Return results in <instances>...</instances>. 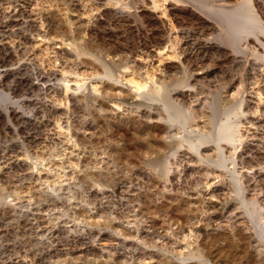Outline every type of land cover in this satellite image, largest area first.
I'll list each match as a JSON object with an SVG mask.
<instances>
[{
    "label": "rangeland",
    "instance_id": "rangeland-1",
    "mask_svg": "<svg viewBox=\"0 0 264 264\" xmlns=\"http://www.w3.org/2000/svg\"><path fill=\"white\" fill-rule=\"evenodd\" d=\"M0 264H264V0H0Z\"/></svg>",
    "mask_w": 264,
    "mask_h": 264
},
{
    "label": "bare ground",
    "instance_id": "bare-ground-1",
    "mask_svg": "<svg viewBox=\"0 0 264 264\" xmlns=\"http://www.w3.org/2000/svg\"><path fill=\"white\" fill-rule=\"evenodd\" d=\"M254 20L253 16H248L247 17V20H246V23L245 25L243 26V28L241 29V33H245L248 29V24L250 22H252ZM129 79V78H127ZM130 81H133V80H130ZM130 84V83H129ZM98 86V85H97ZM101 87V86H99ZM128 87V86H127ZM130 88V87H129ZM141 89V88H140ZM137 91V90H136ZM143 92V90H142ZM98 93V92H97ZM134 94V93H133ZM134 96H137L134 94ZM139 102V101H138ZM114 104V103H113ZM112 104V105H113ZM58 109V108H57ZM223 129L225 130V132L227 133V135L225 137H222V138H225L226 141H232V138L234 136V130H233V125L231 123H227Z\"/></svg>",
    "mask_w": 264,
    "mask_h": 264
}]
</instances>
